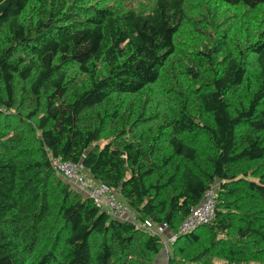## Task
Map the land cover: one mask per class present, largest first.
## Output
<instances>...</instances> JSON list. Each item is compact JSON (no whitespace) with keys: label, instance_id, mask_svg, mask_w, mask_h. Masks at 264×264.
I'll return each mask as SVG.
<instances>
[{"label":"trees","instance_id":"obj_1","mask_svg":"<svg viewBox=\"0 0 264 264\" xmlns=\"http://www.w3.org/2000/svg\"><path fill=\"white\" fill-rule=\"evenodd\" d=\"M204 1L0 0V264H157L53 157L175 233L216 183L167 264H264V0Z\"/></svg>","mask_w":264,"mask_h":264},{"label":"built area","instance_id":"obj_2","mask_svg":"<svg viewBox=\"0 0 264 264\" xmlns=\"http://www.w3.org/2000/svg\"><path fill=\"white\" fill-rule=\"evenodd\" d=\"M52 167L68 182L91 198L94 204L114 218L130 221L143 230L157 235L163 242L167 252L178 235L190 232L211 220L215 213L217 202L216 183L210 185L204 192L202 200L191 207L189 213L182 219L177 232H170L167 222H155L150 218L138 219V212L122 200L118 192L108 184L98 181L88 174L82 162L51 158Z\"/></svg>","mask_w":264,"mask_h":264},{"label":"rangeland","instance_id":"obj_3","mask_svg":"<svg viewBox=\"0 0 264 264\" xmlns=\"http://www.w3.org/2000/svg\"><path fill=\"white\" fill-rule=\"evenodd\" d=\"M212 6H216L218 11H223L226 9L228 14H232V17L234 20L233 22L239 23L241 25L243 21H247L249 18H259L262 15L263 11L260 10H252L250 12H246L245 8L240 6H227L221 2H218L216 4H213ZM208 5L204 2H201V0H188V6H187V12L190 16H196L199 13H204L206 9H208ZM231 20V21H232ZM238 25V26H239ZM234 27V25H233ZM171 250V249H170ZM170 252H167L165 248L161 251V253H164L167 257L170 256Z\"/></svg>","mask_w":264,"mask_h":264},{"label":"crops","instance_id":"obj_4","mask_svg":"<svg viewBox=\"0 0 264 264\" xmlns=\"http://www.w3.org/2000/svg\"><path fill=\"white\" fill-rule=\"evenodd\" d=\"M168 257L164 253H161L159 258L157 259V264H167Z\"/></svg>","mask_w":264,"mask_h":264},{"label":"bare ground","instance_id":"obj_5","mask_svg":"<svg viewBox=\"0 0 264 264\" xmlns=\"http://www.w3.org/2000/svg\"><path fill=\"white\" fill-rule=\"evenodd\" d=\"M58 174V173H57ZM58 175H60V174H58ZM61 177H63L62 175H60ZM64 178V177H63ZM65 179V178H64Z\"/></svg>","mask_w":264,"mask_h":264}]
</instances>
